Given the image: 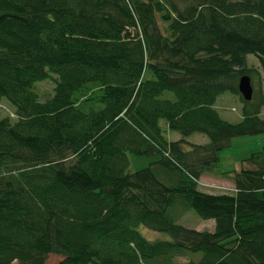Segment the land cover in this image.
I'll use <instances>...</instances> for the list:
<instances>
[{
	"label": "trees",
	"instance_id": "16d2710c",
	"mask_svg": "<svg viewBox=\"0 0 264 264\" xmlns=\"http://www.w3.org/2000/svg\"><path fill=\"white\" fill-rule=\"evenodd\" d=\"M247 54L264 70V0H0V103L13 113L0 108V264H264V145L218 165L233 137L264 133ZM224 93L239 121L214 107ZM130 154L159 159L131 171ZM204 173L234 191L202 190ZM177 204L213 230L176 223Z\"/></svg>",
	"mask_w": 264,
	"mask_h": 264
},
{
	"label": "rangeland",
	"instance_id": "374dc122",
	"mask_svg": "<svg viewBox=\"0 0 264 264\" xmlns=\"http://www.w3.org/2000/svg\"><path fill=\"white\" fill-rule=\"evenodd\" d=\"M159 26L162 28L163 23L158 18ZM247 64L257 69V75L253 78L252 82L254 87H261L264 93V70L258 58L253 54H247ZM53 82L51 80H44L36 85V92L38 93L41 100L45 99L52 91ZM214 107L220 113V115L230 121L236 122L241 119L242 116V103L237 95L231 93H224L220 95ZM1 114H9L11 117L13 116L12 107L5 101H1L0 103ZM260 117H264V105L261 108ZM13 118V117H12ZM171 131H168V133ZM173 134H167L166 138L170 140H174L175 137L179 135L177 131H172ZM202 137L205 138L206 136L201 133H194L191 134L189 140L201 142ZM264 145V133L254 134V135H243L233 137L230 140V144L219 151V168L221 170L227 169H238L241 166V159L247 157L251 152L258 151ZM130 164L129 170H138L148 166L154 159V156H147L143 154H130ZM243 165H246L245 163ZM251 167V166H248ZM231 185V186H230ZM223 184L222 188H214L211 189L209 187L205 188L201 186L204 190H212L213 192H226L231 193L233 192L232 184ZM183 210L180 205H175L170 209V212L175 216V221L178 224H181L185 227L195 228L198 230L202 229H212L214 228V221L209 219H202L197 215L194 209L184 210L181 213V216H178V213ZM212 222V225L210 222ZM140 232L149 240H168L170 236L166 232L162 231H155L148 229L146 227H140ZM63 257L60 254H49L44 264H55ZM189 259L188 255L178 257L177 264H182L183 262ZM11 264H17L16 261H13Z\"/></svg>",
	"mask_w": 264,
	"mask_h": 264
},
{
	"label": "crops",
	"instance_id": "0c3cea01",
	"mask_svg": "<svg viewBox=\"0 0 264 264\" xmlns=\"http://www.w3.org/2000/svg\"><path fill=\"white\" fill-rule=\"evenodd\" d=\"M161 126H162V128L164 130V135L165 136L167 134H169V133L170 134H173L172 130L168 129L167 125L164 122L161 123ZM168 131H171V132L168 133ZM173 135H175V134H173ZM179 137H180V135H178L177 137H175L174 140L178 139ZM169 140H170V138H169ZM187 140H188V142H191V143L202 144V143H206L208 141V138L207 137H205V138L202 137V141L201 142L192 141V140H189V138ZM157 159H159V156L156 155V156H154L153 161H156ZM200 180L202 182V184H200V185L203 186V187H205V188H207V187H209V188L213 187L211 189H214V188H217V187L222 188L223 187V184H228V185L232 184V186L234 187L233 182L231 180L222 178L221 176H219L217 174H213V173H204L200 177ZM202 190H204V189H202ZM205 191H208L210 193H216V192H213L212 190H209V189H207ZM209 220H213V219H209ZM208 222H210L211 225H212V222L211 221H208ZM208 230H212V229H208Z\"/></svg>",
	"mask_w": 264,
	"mask_h": 264
},
{
	"label": "water",
	"instance_id": "95a60500",
	"mask_svg": "<svg viewBox=\"0 0 264 264\" xmlns=\"http://www.w3.org/2000/svg\"><path fill=\"white\" fill-rule=\"evenodd\" d=\"M237 87L243 100L250 101L252 99L253 86L249 75L247 74L241 75L238 79Z\"/></svg>",
	"mask_w": 264,
	"mask_h": 264
},
{
	"label": "bare ground",
	"instance_id": "6f19581e",
	"mask_svg": "<svg viewBox=\"0 0 264 264\" xmlns=\"http://www.w3.org/2000/svg\"><path fill=\"white\" fill-rule=\"evenodd\" d=\"M232 190L234 191V189L232 188Z\"/></svg>",
	"mask_w": 264,
	"mask_h": 264
},
{
	"label": "built area",
	"instance_id": "2783aa9c",
	"mask_svg": "<svg viewBox=\"0 0 264 264\" xmlns=\"http://www.w3.org/2000/svg\"><path fill=\"white\" fill-rule=\"evenodd\" d=\"M200 184H201V182H200Z\"/></svg>",
	"mask_w": 264,
	"mask_h": 264
}]
</instances>
